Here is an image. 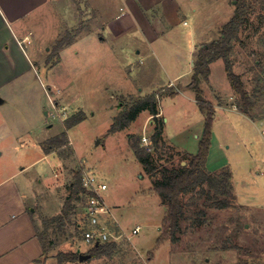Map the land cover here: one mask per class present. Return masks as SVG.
<instances>
[{"label":"rangeland","instance_id":"374dc122","mask_svg":"<svg viewBox=\"0 0 264 264\" xmlns=\"http://www.w3.org/2000/svg\"><path fill=\"white\" fill-rule=\"evenodd\" d=\"M75 1V27L81 36L56 51L66 27L61 18L51 27L44 19L43 36L49 39L43 40L41 51H27L32 67L0 88V99L5 100L0 124H9L14 133L0 136V164L10 170L23 168L19 179L25 178L36 194L31 207L39 229L42 219L61 212L68 184L80 169L107 184L110 226L131 234L111 256L63 264H264V24L251 16L232 54L234 70L255 101L253 119L239 112L241 98L223 60L211 63L209 79L200 84L203 100L214 108L207 168L230 170L234 204L224 209L201 206L206 209L203 222L187 208L180 240L158 244L166 208L131 147L134 137L150 138L154 119L143 112L127 128L109 129L135 100L153 94L167 140L160 157L156 154L157 163H168L169 153L175 151L170 145L191 154L198 151L206 112L189 85L194 60L200 46L219 39L236 0H132L129 6L136 19L129 18L126 0ZM51 101L57 102L59 117H52ZM64 112L67 118L78 113L85 118L66 129ZM40 114L47 121L45 128L52 124L47 128L55 133L50 138L66 131L69 140L46 158L34 143L39 136L22 129L33 126ZM174 153L173 160L180 161ZM74 205L68 224L50 236L54 244L45 264H60L59 251L80 249L87 254L91 248L76 230L83 220L82 202ZM137 225L140 232L132 234Z\"/></svg>","mask_w":264,"mask_h":264},{"label":"trees","instance_id":"16d2710c","mask_svg":"<svg viewBox=\"0 0 264 264\" xmlns=\"http://www.w3.org/2000/svg\"><path fill=\"white\" fill-rule=\"evenodd\" d=\"M232 17L221 28L219 39L205 43L197 51L194 60L193 75L189 85L196 91V100L202 110L206 112L203 135L199 141L198 151L195 154L177 149L175 145H170L174 152L180 156V161L173 160L175 153L170 152L168 163L158 164L156 154L161 155L160 149L167 146L164 135V117L160 115L158 99L156 95L150 94L135 100L128 108L118 114L112 123L109 132H117L127 128L143 112H148L154 119V132L150 136L151 145L146 147L142 143L141 137H134L131 147L135 157L142 164L144 170L153 179L152 188L161 198L165 206V215L162 220V234L157 243L161 244L167 240L178 242L182 233V220L187 218L186 210L191 209L192 214H196L195 219L203 222L206 207L224 209L233 206V180L229 169L223 168L218 171H210L207 168V158L211 145L212 128L214 120V108L207 104L201 94L200 84L203 80H208L211 73V63L221 59L225 64L228 80L237 96L241 98L240 111L254 118L252 109L255 105L254 99L246 89L245 82L240 74L234 70L232 59L234 42L240 40L250 23V17L257 15L260 22L264 24V0H236ZM80 28L76 27L71 32L66 33V37L57 41L55 50L59 51L64 46L74 42L80 34ZM176 95V92H172ZM85 118L84 113H78L65 119L66 129H70ZM68 135L63 131L41 143V148L46 154L55 152L68 144ZM185 162V164H183ZM83 171L78 169L74 172V178L68 184V195L62 206L61 212L57 215L45 217L43 228H37V236L42 243L44 259L54 244L51 234L57 235L68 224L73 211L75 201H81L86 189L82 184ZM203 204V205H202ZM201 206H205L201 207ZM195 219H193L195 221ZM82 222V221H81ZM81 222L76 223V230L79 235H83ZM113 230L119 232L117 227ZM119 249L117 243H104L93 245L87 254L90 259L111 256ZM56 259L60 264L76 263L79 261L78 251H59Z\"/></svg>","mask_w":264,"mask_h":264},{"label":"crops","instance_id":"0c3cea01","mask_svg":"<svg viewBox=\"0 0 264 264\" xmlns=\"http://www.w3.org/2000/svg\"><path fill=\"white\" fill-rule=\"evenodd\" d=\"M131 1L126 0L129 18L136 19L129 6ZM77 12L75 0H0V88L17 79L21 70L32 67V59L27 51H41L43 40L49 39L43 36L44 19L49 21L48 25L51 27L61 18L68 33L76 28ZM102 39L106 38L102 36ZM47 46L45 45V49L49 51ZM64 47L61 51H64ZM4 102L5 100L0 99V104ZM233 107L236 108V105ZM47 117L48 113L45 112V118ZM45 118L40 114L38 124L36 122L33 126L22 129L40 137L34 143L46 158L49 154L42 150L41 141L55 133L47 131L52 124L44 127L47 124ZM0 130V136L14 134L7 123H1ZM22 174L23 168L10 170L7 165L0 164V264H45L48 258L44 259L43 246L37 236L39 224L31 207L36 194L29 188L25 178L19 179Z\"/></svg>","mask_w":264,"mask_h":264},{"label":"built area","instance_id":"2783aa9c","mask_svg":"<svg viewBox=\"0 0 264 264\" xmlns=\"http://www.w3.org/2000/svg\"><path fill=\"white\" fill-rule=\"evenodd\" d=\"M53 118L59 117L57 113V102L51 101ZM68 116L63 114V120ZM264 137V129L261 130ZM142 142L146 147L151 145V140L145 134L142 136ZM82 184L86 193L82 196V217L81 226L83 227V240L89 246L104 243L120 244L124 238L130 239L131 234L117 232L110 226L109 220L113 216L112 207L106 202L104 192L107 190V184L100 180L98 175L90 172L82 173ZM141 227L137 225L132 234H138Z\"/></svg>","mask_w":264,"mask_h":264},{"label":"water","instance_id":"95a60500","mask_svg":"<svg viewBox=\"0 0 264 264\" xmlns=\"http://www.w3.org/2000/svg\"><path fill=\"white\" fill-rule=\"evenodd\" d=\"M183 164H185V162H183ZM96 245H98V243ZM78 253H79V261L80 262L86 261V260L91 258L90 254L82 253L80 249H78Z\"/></svg>","mask_w":264,"mask_h":264}]
</instances>
